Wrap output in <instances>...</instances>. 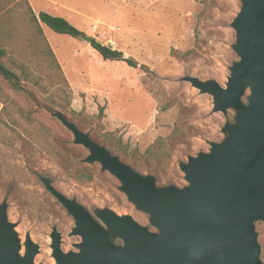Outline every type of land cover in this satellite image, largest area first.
Listing matches in <instances>:
<instances>
[{"label": "rangeland", "instance_id": "1", "mask_svg": "<svg viewBox=\"0 0 264 264\" xmlns=\"http://www.w3.org/2000/svg\"><path fill=\"white\" fill-rule=\"evenodd\" d=\"M27 1L35 12L62 16L82 35L91 36L138 63L132 67L124 60H103L82 35L73 38L36 23L26 0H0V47L29 75L28 82L23 83L27 92H10L1 81L0 89L31 110L37 123L43 124L41 132L38 125L27 127L12 109L3 115L0 136L7 138L8 145L0 143V204L7 203L8 221L14 225L20 253L29 237L38 246L34 264H55L49 246L52 228L61 235L63 251L76 250L74 244L80 242V237L70 234L72 216L45 189L40 177L49 178L53 187L74 198L99 222L96 212L108 209L120 216H131L150 231L156 229L149 224L148 215L136 209L118 189L119 181L101 171L98 163L87 164L95 171L92 181L81 183L68 176L48 150L46 140L50 147L59 145L56 138L73 144L72 135L50 113L61 111L89 135L111 133L115 139L120 137L127 145L124 162L132 167L133 162L139 161L149 167L140 174L153 175L158 186H185L178 164L186 162L188 156L208 152L211 142H222L227 136L223 127L233 123L235 115L232 108L225 112L215 110L212 95L201 92L188 78L212 80L226 88L231 68L240 59L234 49L239 37L232 23L242 3ZM45 44L59 67L54 65ZM247 94L248 91L244 101ZM100 106L104 111L97 118ZM174 128L177 130L173 136ZM158 144L165 149L163 155L161 151L154 154ZM78 147L81 157L72 159L73 170L81 166L87 155L85 148ZM148 150L154 154L150 159ZM255 230L264 263V220L255 222Z\"/></svg>", "mask_w": 264, "mask_h": 264}, {"label": "water", "instance_id": "2", "mask_svg": "<svg viewBox=\"0 0 264 264\" xmlns=\"http://www.w3.org/2000/svg\"><path fill=\"white\" fill-rule=\"evenodd\" d=\"M232 25L240 56L222 88L215 81L188 78L213 97L214 109L235 110L233 123L208 152L188 156L178 167L186 185L158 186L151 174H140L88 133L58 112H51L71 133L72 142L87 150L82 162L98 163L115 177L118 189L148 215L150 231L129 215L108 209L96 212L100 222L74 198L40 177L45 189L74 220L76 250L61 249L55 227L49 235L55 264H264L255 222L264 220V0H240ZM90 43L91 36H81ZM245 96V101L243 97ZM7 203L0 204V264H34L38 246L26 237L21 246L8 221ZM119 241V242H116Z\"/></svg>", "mask_w": 264, "mask_h": 264}, {"label": "trees", "instance_id": "3", "mask_svg": "<svg viewBox=\"0 0 264 264\" xmlns=\"http://www.w3.org/2000/svg\"><path fill=\"white\" fill-rule=\"evenodd\" d=\"M29 9H30L32 19L36 23L39 22L43 25H46L55 33L68 35L73 38H79L82 35V32L77 27H75L66 18L62 16L53 15L51 13L44 12V11H40L37 14H35L31 8ZM38 32L40 36H42L41 29L38 28ZM90 46L100 55V57L103 60H109V61L124 60L128 65L132 67H136L138 65V63L134 59L129 58V57L124 58L123 53L121 51L116 50L109 45H104L94 38L91 40ZM45 48L48 50V53L50 57L52 58L54 65L56 67H59L57 61L54 58L53 52L48 47V44H45ZM188 53L189 51L185 52V55ZM28 79H29L28 70L24 68L22 65L20 64L18 65V63L10 60L6 49L3 47H0V81L7 86L10 92L19 93L22 91L27 92L23 86V83L24 81L28 82ZM9 109L14 110L20 118H23V120H25L27 123V127L32 126V125H38L42 132L43 124L37 123V119L33 115V112L31 110H28L22 107L14 98L10 97V95L7 92L0 89V124L3 123L2 121L3 115L4 114L8 115L10 113ZM103 111H104V107L100 106L98 110L97 118H101V116L103 115ZM54 112L60 113L67 120H69L66 117V115L62 113L61 111L55 110ZM99 121L100 120H98V123H100ZM98 127L101 128L100 124H98ZM176 130L177 128L173 129V134H172L173 136ZM45 132L47 133L46 129H45ZM89 137L100 145L102 144L104 146L105 144L106 148L111 152V154L120 156L119 159L121 161L124 162V160L127 159L128 157L127 156L128 155L127 145L122 143V140L120 137H116L115 139L111 133H105V134H102V136L93 134V135H89ZM55 141H57L59 145L57 147H50L49 140L48 139L46 140V143L49 146L48 150L53 154V156L57 159V161L65 168V170L68 173V176L72 177L73 179L81 183L92 181V179L94 178V174H95V171L92 168V166H89L87 165V163L82 162L81 166L77 167L74 170L71 169L70 167V163L72 159L81 157V151L78 145L74 143L73 144L66 143V142L63 143L58 138H56ZM0 143L3 145H8L7 138H5L4 136H0ZM157 151H161L162 155L165 153L164 152L165 149H163V147L159 144L157 145V147H155L154 154L155 152L157 153ZM149 152L150 150L147 151V155H148V158L150 159L154 154L152 155ZM158 157L160 158L161 156H158ZM132 168L138 173H141L142 170H145L149 167L144 166V164L137 161V162H133Z\"/></svg>", "mask_w": 264, "mask_h": 264}, {"label": "crops", "instance_id": "4", "mask_svg": "<svg viewBox=\"0 0 264 264\" xmlns=\"http://www.w3.org/2000/svg\"><path fill=\"white\" fill-rule=\"evenodd\" d=\"M27 2H28V1H27ZM28 5L30 6V8L32 9V11H33L35 14L38 13V12H35V10H33L31 3H28ZM39 12H40V11H39ZM44 12H45V11H44ZM53 15H55V14H53ZM57 16H59V15H57Z\"/></svg>", "mask_w": 264, "mask_h": 264}, {"label": "bare ground", "instance_id": "5", "mask_svg": "<svg viewBox=\"0 0 264 264\" xmlns=\"http://www.w3.org/2000/svg\"><path fill=\"white\" fill-rule=\"evenodd\" d=\"M23 253V252H22Z\"/></svg>", "mask_w": 264, "mask_h": 264}]
</instances>
